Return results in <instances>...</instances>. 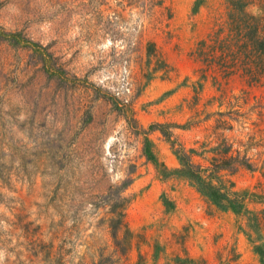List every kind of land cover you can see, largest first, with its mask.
Returning a JSON list of instances; mask_svg holds the SVG:
<instances>
[{
	"label": "rangeland",
	"instance_id": "374dc122",
	"mask_svg": "<svg viewBox=\"0 0 264 264\" xmlns=\"http://www.w3.org/2000/svg\"><path fill=\"white\" fill-rule=\"evenodd\" d=\"M197 2L0 0V264H263L264 204L222 211L161 174L205 140L185 127L219 95L192 51L222 6ZM228 89L264 105V86ZM233 180L264 195L260 171ZM123 199L125 255L109 227Z\"/></svg>",
	"mask_w": 264,
	"mask_h": 264
},
{
	"label": "trees",
	"instance_id": "16d2710c",
	"mask_svg": "<svg viewBox=\"0 0 264 264\" xmlns=\"http://www.w3.org/2000/svg\"><path fill=\"white\" fill-rule=\"evenodd\" d=\"M200 2L202 6L205 0H199L196 9ZM220 3L222 11L217 12L212 28L192 51L200 65L201 81L212 79L219 95L201 106V119L198 115L199 119L185 128L201 125L207 135L198 147L176 149L179 167L170 170L162 165L161 174L166 180L188 183L211 206L243 215L250 213L251 203L264 204L263 194L239 191L233 180L243 170L260 171L264 175V153L250 155L264 141V105L247 90L230 96L228 86L235 81L249 88L264 86V0H220ZM254 8H258L257 13ZM155 57L159 59L157 53ZM252 101H255L253 105ZM217 102L227 110L210 112ZM247 130L250 132L246 133V142L227 136L235 131L244 134ZM167 136L170 138V134ZM123 203L122 212L109 221V227L116 245L114 253L125 255L131 248L132 232L124 214L128 200L123 199ZM250 222L251 227L262 228L258 216L254 215ZM122 231L125 236L120 239ZM256 250L264 264V247Z\"/></svg>",
	"mask_w": 264,
	"mask_h": 264
}]
</instances>
